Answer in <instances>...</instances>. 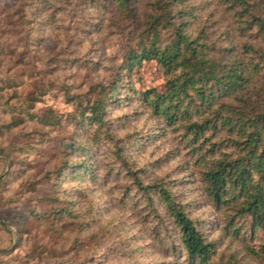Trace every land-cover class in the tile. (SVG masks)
I'll return each instance as SVG.
<instances>
[{
  "label": "rangeland",
  "instance_id": "rangeland-1",
  "mask_svg": "<svg viewBox=\"0 0 264 264\" xmlns=\"http://www.w3.org/2000/svg\"><path fill=\"white\" fill-rule=\"evenodd\" d=\"M147 1L126 18L113 0H0V264H187L178 227L157 198L150 205L137 190L134 169L144 185L164 182L212 243L211 263L264 264V232L252 231L249 216L213 205L193 150L139 99L164 89L163 70L153 61L123 66ZM180 8L194 9L188 31L204 27L215 47L242 45L254 33L242 31L222 0H185L172 10ZM117 76L107 131L78 123L79 101L85 106L97 85ZM97 136L86 178L65 167L56 174L67 160L61 141L80 145ZM70 152V160L80 159V150ZM53 192L73 203L66 225L34 216L38 199Z\"/></svg>",
  "mask_w": 264,
  "mask_h": 264
},
{
  "label": "trees",
  "instance_id": "trees-1",
  "mask_svg": "<svg viewBox=\"0 0 264 264\" xmlns=\"http://www.w3.org/2000/svg\"><path fill=\"white\" fill-rule=\"evenodd\" d=\"M113 1L126 18H134L143 7L139 0ZM182 1H147L138 41L127 49L123 66L132 69L153 61L163 70L164 89H147L139 99L164 125L176 128L181 144L193 150L204 193L213 205L249 216L252 231L264 232V80L260 79L264 76V7L249 0H222L230 14L232 11L245 24L242 31L254 29V33L242 45L229 43L218 48L206 42L204 27L194 34L188 31L197 15L194 9L172 10ZM53 13H48L49 19ZM119 79L117 76L108 85H97L100 89L96 97L88 99L85 106L79 101L72 117L77 114L78 123L107 131L105 108L107 100L114 97ZM93 88L90 86L89 94ZM71 140L69 137L67 143H60L68 150L67 160L56 174L61 175L65 167L70 175L84 179L95 164L92 147L99 138H89L82 145ZM70 149L80 150V159L70 160ZM131 176L148 203L153 205L157 198L178 227L187 264H215L209 261L212 243L174 201L164 182L144 185L135 169ZM37 205V220L47 219L51 224L58 220L66 225L69 216L75 217L73 203L54 192L40 197Z\"/></svg>",
  "mask_w": 264,
  "mask_h": 264
}]
</instances>
